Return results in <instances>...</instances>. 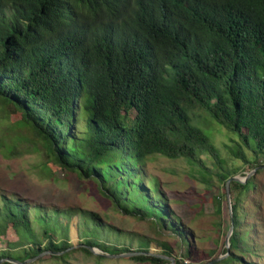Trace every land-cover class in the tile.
Returning a JSON list of instances; mask_svg holds the SVG:
<instances>
[{
    "label": "trees",
    "instance_id": "1",
    "mask_svg": "<svg viewBox=\"0 0 264 264\" xmlns=\"http://www.w3.org/2000/svg\"><path fill=\"white\" fill-rule=\"evenodd\" d=\"M0 103L21 113L19 121L42 139L54 163L93 176L122 212L150 215L185 239L159 184L143 180L145 166L155 154L183 158L225 184L237 170L225 166L212 124L233 136L228 153L259 165L264 0H0ZM229 184L238 189L229 254L211 264L254 252L238 212L253 182ZM32 209L45 213L39 231L29 206L1 195L0 230L11 225L18 239L0 249V259L20 262L0 264H31L25 260L46 250L61 252L49 254L66 262L71 209ZM81 219L92 227L80 233L81 244L110 254L148 251L149 240L132 251L99 242L95 232L106 227L95 222L97 214L83 211ZM165 247L161 254L169 255ZM78 249L92 255L84 245ZM129 257L170 263L144 253Z\"/></svg>",
    "mask_w": 264,
    "mask_h": 264
},
{
    "label": "rangeland",
    "instance_id": "2",
    "mask_svg": "<svg viewBox=\"0 0 264 264\" xmlns=\"http://www.w3.org/2000/svg\"><path fill=\"white\" fill-rule=\"evenodd\" d=\"M19 118V111L0 103V199L1 195L17 198L29 206L28 215L34 230L43 228L39 218L45 213H36L32 207L40 205L45 211L55 208L63 211L71 209L68 243L71 246L79 244L86 238L80 233L92 230L91 224L84 225L85 221L81 219V213L89 211L97 214L98 220L95 222L106 227L95 232V235L98 233V241L102 243L127 247L132 251L139 249V241L149 240L148 250L161 254L166 249L165 246H168V256L181 260L182 264H204L207 260L224 254L225 236L231 224L237 188L229 184L227 196L225 184L219 182L213 173L208 174L203 169L199 171L183 158L169 159L159 154L153 155L146 163L143 180L159 184L170 209L179 218L178 228L183 229L186 236L184 239L177 232L156 223L150 215L122 212L101 187V182L93 176H78L77 172L67 171L54 163L47 155L42 139L28 125L21 123ZM210 126L213 127L212 141L224 159L225 166L237 170L235 175L243 177L254 165H258L245 164L228 153L226 145L231 144L232 135L220 125ZM247 154L253 161L251 152L247 151ZM258 159L259 165L264 164V157L260 156ZM206 162L208 166L214 163L210 157H206ZM250 178L253 188L240 197L238 212L241 216L240 227L248 232L246 241L254 252L236 253L241 260L221 264H264V169H258ZM59 220L65 221L63 216H59ZM56 236L60 239V230L56 231ZM17 239L15 229L8 225L0 230V249ZM70 247L66 249L67 252L71 251L66 262L51 257L49 253L29 262L153 264L137 261L129 256L101 254L103 257L97 258L96 253L88 255L79 250L78 246ZM15 252H18L17 248Z\"/></svg>",
    "mask_w": 264,
    "mask_h": 264
},
{
    "label": "water",
    "instance_id": "3",
    "mask_svg": "<svg viewBox=\"0 0 264 264\" xmlns=\"http://www.w3.org/2000/svg\"><path fill=\"white\" fill-rule=\"evenodd\" d=\"M258 169H264V164H260V165H257L255 167H253L249 172H247L243 177H240L238 175H232L230 176L226 182H225V191H226V195L228 196L229 195V183L231 181H238V182H246L247 179L250 178L251 175H253ZM233 232V221H232V216H231V224H230V227L226 233V236H225V249H226V252L222 255H219V256H216L214 258H212L211 260H209L208 262L204 263V264H211V263H214L216 261H219L220 259L226 257L228 254H229V237L230 235L232 234ZM79 245H84L86 246L91 252L93 253H96V254H103V255H106V256H131L133 254H147V255H155V256H158V257H161V258H164L166 260H168L170 262V264H173V262L175 261V258L173 256H168V255H165V254H159V253H153L151 252L150 250L146 251V252H142V251H133V252H125V253H119V254H110V253H104L102 252L99 248L97 247H94V246H91V245H85V244H73L70 248H74V247H77ZM44 253H61L59 251H55V252H52V251H49V250H46V251H42L41 253L37 254L35 257L31 258V259H27L25 261H31V260H34L35 258L41 256L42 254ZM4 260H9V261H13V262H20L18 260H14V259H11V258H1L0 259V263L3 262Z\"/></svg>",
    "mask_w": 264,
    "mask_h": 264
}]
</instances>
